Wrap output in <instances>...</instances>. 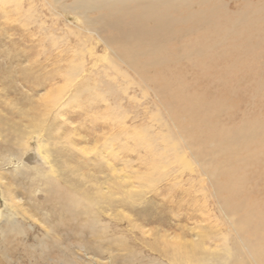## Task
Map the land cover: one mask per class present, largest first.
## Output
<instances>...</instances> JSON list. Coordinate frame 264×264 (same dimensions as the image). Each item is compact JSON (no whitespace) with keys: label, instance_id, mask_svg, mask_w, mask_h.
<instances>
[{"label":"rangeland","instance_id":"374dc122","mask_svg":"<svg viewBox=\"0 0 264 264\" xmlns=\"http://www.w3.org/2000/svg\"><path fill=\"white\" fill-rule=\"evenodd\" d=\"M255 20L264 23L262 17H240L234 24L240 35L229 39L228 63L214 61L206 69V61L177 50L179 58L182 53L186 58L171 70L194 85L189 93L225 72V64L237 67L229 80L209 87L212 97L232 93L223 101L234 108L212 121L184 115L178 122L190 130L182 132L170 115L182 116L187 103H174L170 96L163 106L152 95L141 99L135 89L130 95L141 101L125 98L121 113L117 97L105 95L104 102L100 95L107 88L95 81L100 73L115 74L112 69L94 72L113 63L112 52L85 31L79 16L62 10L56 0H0V264H212V244L222 239L227 224L210 176L194 163L190 172L185 161L170 157L161 140L153 147L142 138L197 136L203 126L210 138L204 145L205 133L198 135L193 151L211 155L217 150L216 164L229 162L234 175L249 173V186H259L264 155L251 158L248 171L245 161L233 166L244 152L242 142L236 145L235 134L220 132L240 127L244 119H264L259 85L264 83V48L253 50L260 59L251 61L241 40L264 37L258 27L251 29ZM81 60L85 72L75 75ZM119 69L139 83L127 66ZM241 77L245 80L232 82ZM186 152L190 160L191 151Z\"/></svg>","mask_w":264,"mask_h":264},{"label":"bare ground","instance_id":"6f19581e","mask_svg":"<svg viewBox=\"0 0 264 264\" xmlns=\"http://www.w3.org/2000/svg\"><path fill=\"white\" fill-rule=\"evenodd\" d=\"M239 1L245 3L242 5L243 7L241 6L242 8L237 5ZM56 2L60 4L62 10L79 16L85 31L88 34L97 36L98 43L109 53L112 52L113 63L108 62L107 66L104 65L101 71L94 72L95 75L112 69L111 72L115 74L111 78L107 72L100 73L99 80L95 81L100 87L107 88L100 95L104 98V102L105 95L117 97L119 100L116 104L119 108L117 111L115 106L113 111L116 110L117 113H121L124 112V107L121 104L125 98L131 101H141L137 95H130V92L135 89H139L142 95L141 99L147 101L152 95V98L158 104L162 103L163 106L165 105L163 102L165 97L170 96L174 103H177V101L187 103V108L184 107L187 110L183 108L182 116L178 113L175 116L170 115L171 120L176 124V129H181L182 132L190 129L182 127L178 121H184L188 116L194 119L196 116L202 118L205 115L212 121L214 116L234 108V105H231L230 108L227 107L223 101H229L232 93L227 97L222 96L223 94L212 97L215 94L210 93L209 87L218 83V81L222 82L227 79L229 72L237 67L234 63L232 65L225 64V72L213 74L212 79L208 80L205 86H198V91L195 94L187 92L193 84L177 72H172V67H175L181 58H186L185 54L187 53L190 57L194 55V57L197 56L198 59L206 61V63H202L206 65V69H209L208 65H211V62H220L223 59L227 61V45H229L230 37L240 35V32L236 29L237 25H234L240 20V17H262L264 21V0H256L255 2L252 0H71L68 3L65 0H56ZM233 5L234 7H232ZM234 15L238 16L236 20H232ZM231 25H234V27L228 28ZM252 25L251 29L258 27L260 32H264L262 21L255 20ZM260 34L262 33L256 36L257 42H252L250 38L241 39L245 42L243 45L245 50L251 55V61L257 62L260 59L259 55H252V51L264 48V37H260ZM189 48L192 50H187ZM177 50H182L185 54L182 53L179 58L176 54ZM109 53L106 52L105 56ZM142 56L144 59L142 58L141 61L139 57ZM190 62L192 63V61ZM79 65L80 69H78V72L77 70L74 72L75 75H81L85 72L84 60H81ZM119 65L131 69L137 75L139 83L130 78L126 71L120 70ZM243 80L245 79L241 77L239 80H233L232 82L238 84ZM193 83L198 84L197 79H194ZM259 85L263 90L264 83L262 82ZM94 89L91 88L90 91L93 92ZM96 89H98V86ZM257 93L259 92H256V95ZM256 95L253 93L252 98H255ZM208 97L213 98V100H205ZM167 106L172 107L173 103L171 102V105L167 104ZM246 115L248 117V112ZM155 119L157 122L160 120L156 116ZM203 128V126L199 128L197 136L179 134L178 138L174 136L173 139L172 136H169V139L167 136L152 139L146 136L148 139L143 137L142 141L145 145L149 144L157 147L156 142L161 140V144L166 143L170 157L179 162L185 161L184 164L190 168V172H194L193 165H191V163H194L202 168L207 177L210 176V185L214 188L221 204L222 211H224L222 213L224 214V221L227 224L222 239L218 240L219 242L216 240L212 244L213 248L209 256L211 263L264 264V160L261 170L257 172L258 178L256 180L259 181V186L253 188L249 186L253 178L249 173L237 176L234 175L233 171L228 170L227 165L229 162L227 165H223L221 162L215 163L219 157L217 150H214L215 152L213 151L211 155L208 150L193 151V147L197 145L196 137L204 136L205 131ZM212 130H215V128H212ZM220 132L227 135L235 134L237 136L236 145L242 142L241 149L244 148V152L233 163V166L236 167L240 161H245L249 165L246 168V171H248L249 167L252 166L249 164L251 158L256 155H264V119H252L246 122L244 119L240 127H222ZM246 135H248L249 141L244 144ZM204 137L201 138V141L204 142V145H207L210 137L206 133ZM140 139L141 136L138 140ZM218 144L212 145L218 146ZM252 145L256 148H252ZM188 150L191 151L190 160L186 158V151ZM161 151L163 152V150ZM222 175L227 176V179H222ZM260 182L262 183L260 184ZM230 195L239 198L232 199ZM241 211L242 216L239 218V212ZM209 244L211 243L209 242Z\"/></svg>","mask_w":264,"mask_h":264}]
</instances>
